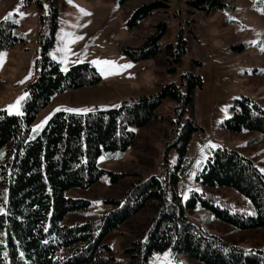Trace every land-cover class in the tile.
Returning a JSON list of instances; mask_svg holds the SVG:
<instances>
[{"label": "trees", "instance_id": "obj_1", "mask_svg": "<svg viewBox=\"0 0 264 264\" xmlns=\"http://www.w3.org/2000/svg\"><path fill=\"white\" fill-rule=\"evenodd\" d=\"M129 1L119 0L123 5ZM188 4L209 13L230 8L225 0H193ZM165 6L160 1L141 5L135 10L134 24ZM52 25L57 28L56 23ZM156 29V35L140 48H127L126 53L134 60H145L164 52L170 63L180 65L184 43L178 41L175 48L168 44L162 52L159 43L166 34V24ZM54 40L52 36L40 40L41 56L35 78L25 89L29 100L23 116L0 110V208L4 209L0 213V264L97 263L101 254H111L107 245L111 233L146 207H151L154 217L125 248L129 262L147 264L150 257L170 250L178 261L264 264V250H247L226 242L188 217V212L202 208L239 231L264 228V174L253 160L236 150L215 151L195 179L202 191L184 198L185 179L194 162L188 145L198 129L186 113L193 109V97L202 86L199 76L183 74L180 85L169 83L152 98L123 100L118 109L84 115L58 113L36 139L30 138L37 116L53 97L102 81L96 68L87 63L63 72L49 57ZM17 41L13 26L0 23V49H11ZM166 100L176 105V119L171 121L172 140L164 153L162 176L133 185L124 201L102 200L96 210L93 201L78 194L97 185L105 174L113 184L121 179L102 169L101 160L124 156L133 145L135 132L150 124ZM233 110V117L225 122L227 130L264 133V109L257 102L243 96ZM170 152L176 156L174 163ZM224 188L247 198L252 214L235 209L211 192ZM69 216L84 220L68 223Z\"/></svg>", "mask_w": 264, "mask_h": 264}, {"label": "rangeland", "instance_id": "obj_2", "mask_svg": "<svg viewBox=\"0 0 264 264\" xmlns=\"http://www.w3.org/2000/svg\"><path fill=\"white\" fill-rule=\"evenodd\" d=\"M155 1L164 3L165 8L135 25V10ZM191 1L130 0L123 5L119 0H0V23L13 26L14 35L18 38L13 48L0 49V53H6L0 66V110L8 113V106L27 92L25 89L35 78L37 61L41 56L40 40L52 36L55 40L49 57L61 68L69 70L87 63L101 75L93 61L109 60L117 65L130 64L131 67L121 69L118 74L101 75L102 81L95 86L69 90L53 97L50 105L36 118L32 129L44 121L46 123L38 132H31L32 140L58 113L84 115L118 109L123 100L155 97L169 83L180 85L183 74H193L201 78L202 86L193 97V109L186 113L198 126L188 145V155L194 162L190 175L185 179L187 197L202 191V186L195 179L219 149L242 153L253 160L264 174V133H236L225 127V122L234 115L236 101L243 96L264 109V51H261V46H264V12L260 11L264 9V0H225L230 8L211 13L190 7L188 3ZM80 9L91 15H84ZM53 23L57 24L56 29ZM161 23H165L167 29L159 43L162 52L168 44L175 48L178 41L184 43L185 54L180 65L170 63L164 52L154 58L134 60L125 51L127 48H140L151 35H156V26ZM64 33L82 37L69 45L74 54L68 56L66 65L59 62L63 53L57 51L64 46L60 39ZM78 58L81 62L76 63ZM28 100L29 95L22 102L23 113ZM175 107L169 100L162 101L150 124L135 132L133 145L124 156L101 160L102 169L121 176L118 182L113 184L105 174L97 185L78 196L93 201L98 210L102 200L124 201L133 185L151 176H162L164 153L172 140L169 136L171 121L176 119ZM68 108L90 111H65ZM9 115L17 116L14 113ZM169 155L171 163H174L176 156L171 152ZM211 192L235 209L252 214L250 201L236 190L224 188ZM153 217L151 207L136 211L108 237L111 254H101L93 264H135L125 258L124 250ZM188 217L208 234L226 242L247 250H264V228L239 231L220 223L212 212L202 208L188 212ZM69 218L68 223L84 220L82 216ZM166 252L171 254L170 250ZM164 253L150 257L147 264H163ZM170 258L175 264H202L190 259L174 260L172 255Z\"/></svg>", "mask_w": 264, "mask_h": 264}, {"label": "snow or ice", "instance_id": "obj_3", "mask_svg": "<svg viewBox=\"0 0 264 264\" xmlns=\"http://www.w3.org/2000/svg\"><path fill=\"white\" fill-rule=\"evenodd\" d=\"M69 2H71V0H69ZM80 11L84 15H91V13H88L84 9H80ZM260 11L264 12V9H260ZM20 15L23 16L24 13H20ZM60 39L62 41H64V46L57 49L58 52L63 53V56H61L59 62L62 65H66V64L69 63L68 56L74 54V53H72V50L69 47V45H71L72 43H74L75 41H77L79 39H82V37L73 35L72 33H64L60 37ZM253 43H255V42H253ZM261 51H264V46H261ZM5 57H6V53H0V66H2ZM75 62L76 63H79L81 61L78 58ZM92 63L98 68V70L100 71L101 75H105V76L112 75V74H118L121 69L131 67L130 64L117 65L115 61H109V60H103V61L96 60V61H93ZM61 70L62 71H67L68 69H67V67H62ZM26 79H27V77H26ZM27 96H28V93L25 92L20 97L17 98V100L15 101L14 104L9 105L8 106V109H7L8 113L9 114H13L14 113L17 116H23L24 113L21 110V108H22V102L25 100V98ZM59 110L60 109H57V111H59ZM65 111H68V112H76V113H83V112H88L90 110L89 109H72V108H68V109H65ZM44 123H46V121L42 122L39 125H36L32 129V131L34 133L35 132H38L43 127V124ZM212 147H216V146L215 145H212ZM0 155H2V154H0ZM101 159H103V157H101ZM197 163H199V161ZM189 191H191V189ZM196 191H199V189H196ZM184 198L185 199L188 198L186 194L184 195ZM0 213H4V209L3 208H0ZM170 255H171L170 253H167V252L164 253V261H163V264H175V261H173L170 258Z\"/></svg>", "mask_w": 264, "mask_h": 264}]
</instances>
